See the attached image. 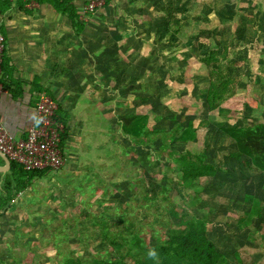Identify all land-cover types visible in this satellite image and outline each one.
<instances>
[{
    "label": "rangeland",
    "instance_id": "374dc122",
    "mask_svg": "<svg viewBox=\"0 0 264 264\" xmlns=\"http://www.w3.org/2000/svg\"><path fill=\"white\" fill-rule=\"evenodd\" d=\"M115 6L107 12L119 42L109 47L116 58L105 64L120 71V82L113 88L99 76L107 91L91 106L97 125L77 137L75 132L71 143L69 137L62 171L29 182L0 217V264H59L68 256L88 264L113 257L115 251L104 255L103 233L115 238L130 226L152 232L159 216L170 219L160 209L165 194L157 190L165 186L174 207L208 223L210 239L225 255L222 264H264V210L246 223L247 197L264 200V172L228 157L235 147L223 132L264 120V0H120ZM106 9L86 11L84 18L102 21ZM211 50L233 78L231 96L213 112L206 104L210 77L203 60ZM140 112L163 134L181 135L192 122L197 140L176 138L172 149L207 148L218 175L181 186L178 169L165 153L159 157L158 146L135 148L118 125L119 116ZM157 193L156 208L151 198Z\"/></svg>",
    "mask_w": 264,
    "mask_h": 264
},
{
    "label": "trees",
    "instance_id": "16d2710c",
    "mask_svg": "<svg viewBox=\"0 0 264 264\" xmlns=\"http://www.w3.org/2000/svg\"><path fill=\"white\" fill-rule=\"evenodd\" d=\"M113 0H106L105 6H110ZM89 2V1H88ZM36 3L38 5L52 6L58 14L68 18L75 33L79 36L85 28L74 0H0V16L11 10L14 5L24 9L27 5ZM0 34L3 35V26L0 22ZM6 40V38H5ZM2 62V83L4 88L10 89V83L16 88L18 83L13 79L15 67L8 57L7 46L3 54ZM219 54L211 50L205 61L208 68L210 84L206 92V104L210 112L216 111L231 96L233 78L227 73V67L219 61ZM14 98H19V92L10 90ZM48 93V92H47ZM49 94V93H48ZM59 122L64 125L62 133L61 148L64 150L69 138L67 118H62L57 113ZM61 116V118H60ZM159 120L160 117H155ZM118 125L124 134L131 139L135 148L145 146V149L155 148L158 155L171 161L172 166L178 169L181 186L195 187L201 179L215 178L218 168L208 160V149L193 152L190 149L174 151L171 143L180 140L183 143H193L197 140V131L192 122L183 130L181 135L166 134L155 130L150 126L146 114L130 113L119 116ZM230 144L235 147L233 153L228 157L239 162L243 167L256 172H264V120H257L252 125H234L223 129ZM159 141H161L160 144ZM163 154V155H162ZM47 171L28 172L18 164L11 161V169L6 174L0 186V217L7 211L16 197L28 187V183L38 177H44ZM2 174H0L1 178ZM165 194L163 208L160 206L158 193L153 195L151 200L154 207H161L166 214L169 212L170 219L162 220L160 216L158 226L153 225L152 232L135 230L133 226L128 228L127 234L118 233V236L111 238L108 233H103L102 242L106 246L104 255L115 251L113 257H97L88 264H222L225 259L224 253L210 239L208 223L201 217L192 214L183 206L174 207L169 202V195L172 189L167 186L160 187ZM158 192V191H157ZM251 202L247 215V224L254 217H261L264 210V200H257L254 197H247ZM124 222H127L124 220ZM165 227L167 229H165ZM155 249L158 253V261L148 257L149 250ZM59 264H85L77 256L65 257Z\"/></svg>",
    "mask_w": 264,
    "mask_h": 264
},
{
    "label": "crops",
    "instance_id": "0c3cea01",
    "mask_svg": "<svg viewBox=\"0 0 264 264\" xmlns=\"http://www.w3.org/2000/svg\"><path fill=\"white\" fill-rule=\"evenodd\" d=\"M87 1L90 0H74L85 23L79 36L68 18L58 14L52 6L33 3L20 9L14 5L0 16L8 57L15 67L13 79L18 83L16 88L10 83V89L4 88L0 93V118L14 139H26L34 125L40 95L48 92L59 105V115L67 118L71 143L75 132L77 137L97 125L91 120V111H96L93 109L95 106H91L97 105L96 94L107 91V83L99 81V76L109 78L112 84L109 86L113 88L116 87V79L120 82V71L105 64L107 59L116 58V50L111 51L109 47L117 45L119 40L114 37L116 33H111L115 24L111 25L109 15L120 0H113V4L100 14L102 21L94 19L91 22L84 18V3ZM124 22L119 23L120 28H124ZM87 76H90L89 80L82 84ZM11 89L21 91L19 98L13 97ZM87 94L91 97L87 98ZM63 153L66 165L65 150ZM5 165L0 157V166ZM7 173L0 172V186ZM26 191L20 195H25ZM20 199L17 197L14 202Z\"/></svg>",
    "mask_w": 264,
    "mask_h": 264
},
{
    "label": "built area",
    "instance_id": "2783aa9c",
    "mask_svg": "<svg viewBox=\"0 0 264 264\" xmlns=\"http://www.w3.org/2000/svg\"><path fill=\"white\" fill-rule=\"evenodd\" d=\"M105 2L93 0L84 10L93 12L104 7ZM5 48V37L0 34V93L4 89L1 66ZM58 111V103L48 93H42L36 106L34 125L29 129L26 139L22 140L14 139L0 118V152L28 172L62 169L65 157L61 142L65 127L58 120Z\"/></svg>",
    "mask_w": 264,
    "mask_h": 264
},
{
    "label": "water",
    "instance_id": "95a60500",
    "mask_svg": "<svg viewBox=\"0 0 264 264\" xmlns=\"http://www.w3.org/2000/svg\"><path fill=\"white\" fill-rule=\"evenodd\" d=\"M0 157H2L6 163L5 166H0V172L1 173H7L11 169V161L7 156H5L3 153L0 152Z\"/></svg>",
    "mask_w": 264,
    "mask_h": 264
},
{
    "label": "clouds",
    "instance_id": "9594fccd",
    "mask_svg": "<svg viewBox=\"0 0 264 264\" xmlns=\"http://www.w3.org/2000/svg\"><path fill=\"white\" fill-rule=\"evenodd\" d=\"M148 257L154 260L158 261V253L156 252L155 249L149 250V252L147 253Z\"/></svg>",
    "mask_w": 264,
    "mask_h": 264
}]
</instances>
